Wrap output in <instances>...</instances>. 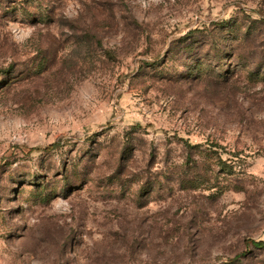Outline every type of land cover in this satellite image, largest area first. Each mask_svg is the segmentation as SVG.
<instances>
[{
  "label": "rangeland",
  "instance_id": "rangeland-1",
  "mask_svg": "<svg viewBox=\"0 0 264 264\" xmlns=\"http://www.w3.org/2000/svg\"><path fill=\"white\" fill-rule=\"evenodd\" d=\"M264 0H0V264H264Z\"/></svg>",
  "mask_w": 264,
  "mask_h": 264
},
{
  "label": "trees",
  "instance_id": "trees-1",
  "mask_svg": "<svg viewBox=\"0 0 264 264\" xmlns=\"http://www.w3.org/2000/svg\"><path fill=\"white\" fill-rule=\"evenodd\" d=\"M262 246H264V244H262Z\"/></svg>",
  "mask_w": 264,
  "mask_h": 264
}]
</instances>
